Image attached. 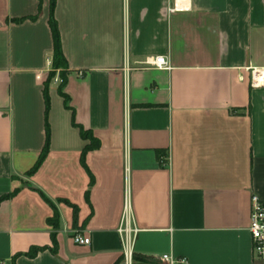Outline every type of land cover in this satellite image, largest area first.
Segmentation results:
<instances>
[{
  "label": "crops",
  "instance_id": "0c3cea01",
  "mask_svg": "<svg viewBox=\"0 0 264 264\" xmlns=\"http://www.w3.org/2000/svg\"><path fill=\"white\" fill-rule=\"evenodd\" d=\"M52 14L64 61L49 79ZM160 55L168 68L147 64ZM254 68L264 0H0V197L17 191L0 203V263L125 264L128 202L134 264H264L249 230L264 201Z\"/></svg>",
  "mask_w": 264,
  "mask_h": 264
},
{
  "label": "built area",
  "instance_id": "2783aa9c",
  "mask_svg": "<svg viewBox=\"0 0 264 264\" xmlns=\"http://www.w3.org/2000/svg\"><path fill=\"white\" fill-rule=\"evenodd\" d=\"M147 64L156 68H168V60L165 56H154L147 60ZM56 81H59V77H56ZM251 84L253 87L264 86V68H254L251 70ZM130 205L127 202L125 205V216L123 226L119 229V232L123 238L124 246V261L125 264H134V251H133V237L138 233V230L132 225L129 218ZM249 230L252 235L253 241V254L256 258H264V201H262L257 195L252 197V210L250 216ZM73 241L77 245L88 246L91 244V237L83 231L73 232ZM161 260L166 264H177L179 262H185L173 258L171 255H162ZM4 264V263H2Z\"/></svg>",
  "mask_w": 264,
  "mask_h": 264
},
{
  "label": "trees",
  "instance_id": "16d2710c",
  "mask_svg": "<svg viewBox=\"0 0 264 264\" xmlns=\"http://www.w3.org/2000/svg\"><path fill=\"white\" fill-rule=\"evenodd\" d=\"M52 2L54 3V0H52ZM50 24H51V28H52V32H53V36H54V40H55V47H54V56H53V67L55 69H58L61 67V63L64 61V55H63V51H62V47H61V44H60V35H59V31H58V25H57V22L56 20L54 19V16L53 14L51 15V18H50ZM55 76V72H51L50 75H49V79H52L53 77ZM60 78H61V82H60V87H59V90H60V93L62 95L63 98H65V100L67 101V97L66 95L63 93V88L65 86V82H66V71L62 72L61 75H60ZM45 93H46V88H45ZM47 95V94H46ZM46 102L48 104V97H46ZM73 124L75 126H78L79 125L74 121ZM48 127V126H47ZM86 136V135H85ZM49 150V136L47 135V142H46V145H45V148L44 150L42 151L41 155L39 156V159L37 160L36 164L33 166V168L27 172V176H32L34 175L38 169L41 167L43 161L45 160L46 158V155H47V152ZM91 182H93V177L91 176ZM17 191L13 192L11 195H4L2 197H0V203L5 200V199H8L10 198L11 196H13L14 194H16ZM40 194L42 195V197L45 199V201L47 203H49L51 205V207L55 210V215H54V218H52L50 220L51 224L54 226V227H57V222H58V212L55 208V205L54 203L49 200L41 191H39ZM81 230V229H80ZM45 247H32L27 253H25L27 256H30V257H34L39 251L41 250H44ZM18 255H16L14 258H13V261L11 264H14V260L15 258L17 257ZM134 262L136 263H146V259L143 258V257H134Z\"/></svg>",
  "mask_w": 264,
  "mask_h": 264
},
{
  "label": "rangeland",
  "instance_id": "374dc122",
  "mask_svg": "<svg viewBox=\"0 0 264 264\" xmlns=\"http://www.w3.org/2000/svg\"><path fill=\"white\" fill-rule=\"evenodd\" d=\"M108 18V17H107ZM107 18H105L104 20H106ZM75 44V43H74ZM73 44V45H74ZM58 74H60L59 72H57V69H55V75H58ZM56 79V78H55ZM59 82H61V78H59ZM22 183H24V182H22ZM74 231H80V228H76ZM0 264H2V263H0Z\"/></svg>",
  "mask_w": 264,
  "mask_h": 264
}]
</instances>
